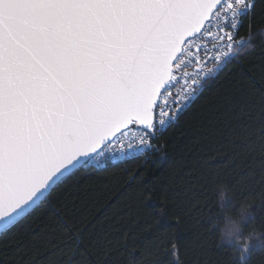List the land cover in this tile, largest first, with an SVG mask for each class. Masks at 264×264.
Instances as JSON below:
<instances>
[{"label": "snow or ice", "instance_id": "6c2138e0", "mask_svg": "<svg viewBox=\"0 0 264 264\" xmlns=\"http://www.w3.org/2000/svg\"><path fill=\"white\" fill-rule=\"evenodd\" d=\"M256 8L257 0H0V237L46 209L59 225L67 206L53 193L105 169L102 145L137 126L140 144L122 153L137 158L221 71L243 68ZM205 38L210 49L198 43ZM181 78L179 100L171 92ZM257 131L264 137V123ZM142 195L146 203L152 193ZM234 251L239 264L252 255L249 246Z\"/></svg>", "mask_w": 264, "mask_h": 264}, {"label": "trees", "instance_id": "16d2710c", "mask_svg": "<svg viewBox=\"0 0 264 264\" xmlns=\"http://www.w3.org/2000/svg\"><path fill=\"white\" fill-rule=\"evenodd\" d=\"M262 9L264 0H257L243 68L230 65L206 85L157 137L156 151L90 168L57 189L53 199L67 206L64 219L53 226L50 209L34 213L0 237V261L67 264L71 256V264H239L234 247L218 240L217 224L247 203L245 230L258 229L264 239V137L257 131L264 123ZM247 35L245 26L240 36ZM133 174L137 179L129 181ZM221 185L230 193L222 206ZM142 190L152 193L146 203ZM67 228L82 242L67 241ZM9 241L19 243L5 247ZM249 247L247 264H264V248Z\"/></svg>", "mask_w": 264, "mask_h": 264}, {"label": "clouds", "instance_id": "9594fccd", "mask_svg": "<svg viewBox=\"0 0 264 264\" xmlns=\"http://www.w3.org/2000/svg\"><path fill=\"white\" fill-rule=\"evenodd\" d=\"M230 199V193L226 186L218 187L217 204L224 205ZM224 210L223 208L221 209ZM251 215L250 205L241 204L235 211H227L223 219L217 224L218 240L230 246H250L264 248V239L261 238V232L258 229L245 230V224Z\"/></svg>", "mask_w": 264, "mask_h": 264}, {"label": "built area", "instance_id": "2783aa9c", "mask_svg": "<svg viewBox=\"0 0 264 264\" xmlns=\"http://www.w3.org/2000/svg\"><path fill=\"white\" fill-rule=\"evenodd\" d=\"M213 32L216 31L215 28L212 29ZM239 38V37H237ZM207 39L205 38L204 42H198V43H203L204 47L207 48H211L212 44L211 43H207ZM196 49L193 48V54H195ZM201 55H203V53L201 52ZM211 66V65H209ZM199 67V65H190L186 71L189 72L190 75H194L196 69ZM180 74H178L179 76ZM190 83V81H189ZM206 86V85H205ZM185 80L184 79H179V82L175 84V87L172 89L171 92V96L174 98H178L179 100H182L184 95H185ZM205 88V87H204ZM171 99V98H170ZM170 99H169V103H170ZM161 104L164 103V98H161ZM136 127L137 126H131L129 128V130L126 131V133L124 135H118L116 136V138L109 143L107 146H105L99 153L98 156V160L101 163H104L105 166L107 164L110 163H120V162H124L125 160L129 159V158H123L122 157V153L128 149L129 145L132 146H137L140 144V138H141V134L136 131ZM158 137V136H157ZM157 137L150 141V143L152 144V148L150 150H147L143 153H141L140 155H146V154H151L152 152L157 150V145L155 143ZM95 169H100V168H95Z\"/></svg>", "mask_w": 264, "mask_h": 264}, {"label": "water", "instance_id": "95a60500", "mask_svg": "<svg viewBox=\"0 0 264 264\" xmlns=\"http://www.w3.org/2000/svg\"><path fill=\"white\" fill-rule=\"evenodd\" d=\"M130 127H131V126H130ZM118 135H120V134H117V136H118ZM112 141H113V140H112ZM112 141H111V142H112ZM111 142H109V143H111ZM109 143H107V144H105V145H102V146H101V149L99 150V152H100L105 146H107Z\"/></svg>", "mask_w": 264, "mask_h": 264}]
</instances>
